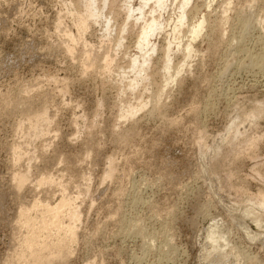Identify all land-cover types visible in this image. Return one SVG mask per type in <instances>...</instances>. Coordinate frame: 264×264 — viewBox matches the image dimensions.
I'll list each match as a JSON object with an SVG mask.
<instances>
[{"label": "rangeland", "instance_id": "374dc122", "mask_svg": "<svg viewBox=\"0 0 264 264\" xmlns=\"http://www.w3.org/2000/svg\"><path fill=\"white\" fill-rule=\"evenodd\" d=\"M89 1L0 0V264H7L23 232L15 225L20 203L59 197L52 187L36 186L41 175L62 181L69 196L82 190L68 264H247L252 257L264 264V212L253 200V212L242 213L249 196L264 191V63H251L264 56V0H191L179 32L182 0H165L162 8L150 3L139 21L126 16L140 0H93L97 15L79 26ZM201 15L207 27L188 55L187 26ZM151 17L158 29L141 44L137 34ZM65 30L79 39L68 42ZM106 54L113 59L110 70H84L87 58L99 62ZM169 76L158 112L152 103L125 118L140 96L149 101ZM17 96L31 98L33 108L46 103V137L30 140L27 127L16 130L22 110L12 113L6 100ZM256 106L259 117L239 127L246 134L225 132ZM215 144L222 150L209 160ZM224 155L232 176L219 169ZM108 160L114 173L105 182ZM17 172L30 175L21 198L11 191ZM210 225L225 234L217 248L205 235Z\"/></svg>", "mask_w": 264, "mask_h": 264}, {"label": "bare ground", "instance_id": "6f19581e", "mask_svg": "<svg viewBox=\"0 0 264 264\" xmlns=\"http://www.w3.org/2000/svg\"><path fill=\"white\" fill-rule=\"evenodd\" d=\"M190 1L191 0H182L181 1V12L179 13V17H178V24L179 25H177L175 27V30L178 32L180 31V27L184 26L186 24L185 21H186V18H188V17H187V14L185 12V10H186L185 8L189 5ZM164 2H165V0H140L139 5L136 9H133L132 7L128 8L126 19L129 20L130 18H132L135 21H139L140 19H142L143 15H144V9L146 6H148L150 3H153L157 6V8H162L164 5ZM93 3H94L93 0H90L88 2L87 7H86V12L80 17L79 26L86 27L87 26V19L89 17H95L97 15L95 13V9L93 8ZM154 12H155V10H153V13ZM201 17L202 18L199 20L195 18L196 20L194 22L190 21L191 22L190 24L187 23V24H189L187 26V28H188L187 32L189 33V40L185 44V49L188 52V55H190L191 53L194 52L193 42L201 36L203 30L207 27V23H208L207 19L202 15H201ZM192 20H194V19H192ZM186 22H188V21H186ZM58 23L60 25L62 22L59 21ZM158 25H159V23L157 21V18H155V17H151L150 21H148V22H146V21L143 22V25L137 34V38L139 39L141 44L147 43L151 34H153L155 32V30L158 29L157 28ZM65 32H66L65 37L67 38L68 42H75L80 37L77 34L76 35L72 34V32H70V31L65 30ZM261 55L259 57L253 58V60L251 62L252 65L254 66V67L252 66L253 68L259 66L261 63H264V56L263 55L261 56ZM166 57H167V55L165 54V58ZM165 58L162 57L160 62H162ZM150 59L147 58L146 59L147 62ZM86 61H87V64L84 66V70L86 72H87V70H89L91 68H96V67L98 70L100 69L101 71L104 72L106 70H110L112 63H113V59L111 57H109V55H107V54L103 55L99 62H96V61L88 62V58L86 59ZM159 66H160V63H159ZM168 69L170 70V67L167 66L166 70H168ZM145 70H146V68H145ZM145 70L143 68L141 70L140 74L142 72L145 73ZM181 72H182V64L176 65L173 68V80L171 82H175L176 77ZM146 75H148L147 78L152 79V82L154 85L155 78H156V72L155 73L150 72ZM170 80L171 79L169 76L165 85L163 83V84L157 86L158 87V89L156 88L157 91H154L155 93H153L152 97L150 96V98H152L151 100L153 101L151 103L149 102V101H151L150 98H149V101H144L142 96H140V97L137 96L139 98L138 99L136 98L137 99L136 103L131 106L129 111H127V113L125 114V118L134 117L138 111L142 110L143 108H145L149 104L151 105L152 103L154 104V106H151V107H153V111L158 112L159 108L161 107L160 106V104H161L160 99L163 96V94L165 93L164 89L166 87H168ZM160 83H162V82H160ZM138 84H139V80L137 78H135L130 87L132 89H134L135 86H137ZM155 85H156V83H155ZM146 86L144 87L145 90L148 89V88H146ZM27 89H29V88H27ZM29 90H31V89H29ZM10 95H12V94H10ZM24 95L26 96V93H24ZM13 96H16V95L14 94ZM25 96H24V98L17 96V98L15 100L11 99V100H6L9 102L5 101L6 104L8 105V106L6 105V107H8V109L10 107V110L12 111V113L15 111L22 110V112L21 111H19V112H21V114H23L20 116H23L24 118L21 120V122L19 124L16 123L18 125L16 130H21V129L23 130L24 126L27 127V129H26V131H27L26 135L27 136L26 135L25 136L22 135V136L27 137L30 140L31 139L35 140V139H39V138L41 139L42 137H46L45 135L49 134L48 130H49L50 120H51L48 116L46 103H44V101H43L41 106H39L38 108H33L32 103L30 102L31 98H28V97L25 98ZM43 96H45V95H43ZM8 99H10V98H8ZM39 100H41V99H39ZM45 101L47 102V100H45ZM19 112H17V113H19ZM154 112H152V113H154ZM261 112H262V107L256 106L255 108H253L252 110L247 112L245 115L243 114V117H241L242 119H240V121H238L236 126H234L233 124H230V126L228 128H226L225 132H228V130L233 128V130H232V132H233L232 136L233 137H237L238 135H243L244 132H241L239 127H242V129H244V127L242 125H245V123L247 124V127H249L250 125H248V124H250V122H253L254 119H257L259 117V115L261 114ZM244 131H245L244 134H246V129ZM18 132H20V131H18ZM130 132L126 133L125 135L123 134L122 140L123 139L127 140L128 139L127 137H130L129 135H131ZM220 138H221V136H218L216 138V142ZM257 140L258 139L256 137H252L250 139V145H255ZM123 141H125V140H123ZM201 141L199 140V142H197L198 144H196L200 148L199 150H197V151H199L198 156L201 155L200 157L203 156L202 150H203V145H205L202 143L203 141L202 142ZM228 145L229 144H227V146ZM17 146H20V145H17ZM45 147H46V145H45ZM17 149H18V147H15V149L12 150L11 152L17 154V157L14 160L19 162V160L21 158V156H20L21 153L19 154ZM21 150H22V148H19L20 152H22ZM220 150H222V148L219 145H216V148L214 150H211L210 154L208 155L209 160H212L214 158V156H215L214 151L219 152ZM229 151H231L230 148H229ZM23 153L26 154L27 151H25V152L23 151ZM25 154H23V155L25 156ZM32 154L30 155V157L32 156ZM229 154H230V152H229ZM13 155L16 156L15 154H13ZM241 155H243V154H241ZM22 158H24V157H22ZM112 162H114V161H112ZM112 162H111V160H108L107 169H105L106 171L103 174L102 181L107 182V181H109V179L110 180L112 179V176L114 173V165ZM14 164H18V163L15 162ZM207 166H208V167H206L207 169L210 168L212 166V162L209 163ZM228 166H229V158H228V155H226L225 157H223L220 160L219 169H220V171L227 173V175L232 176L233 174L231 172H229L230 170L228 171V169H229ZM29 170L27 171L28 173H29ZM202 170H203V168H202ZM12 172H15V171H12ZM201 172H204V171H201ZM28 173H26V172L25 173H18L17 172L15 174L13 173V175L11 177V179H12V190L11 191H13L12 193H14L18 197H19L20 193L22 192L23 188L28 184V182L30 180L28 178V176H30ZM209 175H210V173H209ZM257 175H259V176L261 175V170L256 172V176ZM210 177H212V174L210 175ZM86 178H84V180ZM88 179H90V178H87V180ZM215 180H217V179H215ZM207 181L209 183V180H207ZM34 182H32V183H34ZM88 183H89V181H88ZM89 184H91V183H89ZM210 184L211 183H209V186H211ZM36 186H38V188L44 187V186L52 187V188H54V192L55 191L59 192V194H58L59 197L56 200L49 202V201H47V200H49L47 198L46 199L44 198L45 200L44 199L39 200L36 196H33L36 199H34L31 203L25 204V203H23V201L20 203V205L18 206V209H16L15 225L19 231H23V232L17 238H15L14 249L12 250L13 252H11L12 254L8 257L7 264H68V260L73 253L72 252L73 246L75 247V244H76L77 238H78V232H77L78 228L77 227H78V225H79L78 223L81 219L78 201L81 198L80 192L82 190H80L79 193L77 192L76 194H74V196L76 195L75 197L72 195H71L72 196L71 197V196L67 195V194H69V193H67L68 192L67 191L68 186L63 185L62 181L60 182V180L51 177V175L50 176L49 175L39 176L38 180L36 181ZM26 187H28V186H26ZM83 187H85V191H88L90 185H88L87 183H84ZM239 188L236 189L237 193L241 192V189H239ZM77 191H79V189ZM52 195H54V194H52ZM21 197H19V198H21ZM253 200H255L254 202L256 204L255 209L258 212H264V191H260L256 195H252L251 197L249 196V200H248L249 207H244V209H243L244 212H242V213L247 214V213L253 212L252 205H254V203L251 202ZM160 211L162 212L161 209H160ZM167 213H169V212H167ZM256 219H257L256 221H258L260 219V217H256ZM135 224H137V223H135ZM211 226L212 225H210L211 231H207L208 229H206L205 231H207V232L205 233V235H206V238L209 239L212 244L217 245L216 246V248H217L220 245V243L223 241L225 234H224L223 230H221L219 227H215L213 229V227H211ZM237 256L240 257V255H238V254H237ZM253 263H256L255 258L252 257V258L247 259V264H253Z\"/></svg>", "mask_w": 264, "mask_h": 264}]
</instances>
